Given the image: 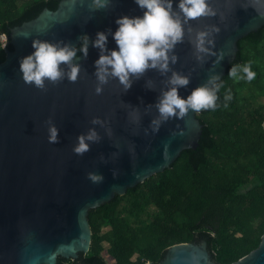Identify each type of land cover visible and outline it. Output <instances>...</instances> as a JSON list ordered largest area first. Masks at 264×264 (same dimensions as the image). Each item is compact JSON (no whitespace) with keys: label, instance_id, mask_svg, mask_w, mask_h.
I'll return each instance as SVG.
<instances>
[{"label":"water","instance_id":"1","mask_svg":"<svg viewBox=\"0 0 264 264\" xmlns=\"http://www.w3.org/2000/svg\"><path fill=\"white\" fill-rule=\"evenodd\" d=\"M253 0H210L216 15L184 22L175 62L167 71L149 67L131 77L125 87L109 74L101 82L95 61L101 49L94 45L97 32L108 34L107 49L117 48L112 32L123 14L142 15L136 0H110L95 7L92 0H61L56 10L48 7L35 18L15 26L0 62V264H58L59 257L77 259L88 254L92 243L91 209L172 166L186 149L199 146L204 125L198 114L163 119L158 102L173 72L189 77L178 86L181 96L205 83L214 74L220 81L239 52V41L264 26V8L258 12ZM173 9L179 11L178 0ZM181 15H183L181 13ZM218 26L215 31L213 26ZM209 29L213 52L201 53L197 32ZM87 34V54L72 58L79 64L78 77H68L69 64L61 62L64 75L56 81L45 78V86L27 83L20 58L34 51L39 38L78 48ZM7 40L9 37L5 35ZM220 81H217L220 82ZM101 91H97V86ZM160 119L159 127L153 125ZM58 128V139L49 140V126ZM95 129L98 138L88 141L83 154L73 151L80 134ZM102 173L93 181L89 173ZM144 264H222L213 259L208 241L180 242L167 250L165 258ZM231 264H264V235L260 245Z\"/></svg>","mask_w":264,"mask_h":264},{"label":"trees","instance_id":"2","mask_svg":"<svg viewBox=\"0 0 264 264\" xmlns=\"http://www.w3.org/2000/svg\"><path fill=\"white\" fill-rule=\"evenodd\" d=\"M60 1L31 0L20 7L18 0H0V62L6 59L7 49L14 50L12 28L37 17L46 7L56 10ZM2 35L9 37L6 47L2 46ZM246 40L254 44L263 41L264 26L239 41L237 58L222 79L218 106L198 114L204 125L199 146L184 150L171 167L129 188L125 195H116L91 209L89 253L78 259L59 257L58 264L159 263L173 244L203 239L208 241L216 262L231 264L260 245L264 235V135L249 134L241 119L227 122L220 117L226 108L238 110L228 72L233 64L249 61L243 48ZM228 89L232 98L226 101ZM252 117L261 125L264 114L258 108ZM239 158H252L251 166L244 170L243 164L224 165V159L237 162ZM250 175L259 182L245 190ZM128 195L133 197L132 213H139L144 204L160 209L162 215L152 221L149 231L130 225L121 216L120 206ZM104 250L113 258L112 263L103 256Z\"/></svg>","mask_w":264,"mask_h":264},{"label":"clouds","instance_id":"3","mask_svg":"<svg viewBox=\"0 0 264 264\" xmlns=\"http://www.w3.org/2000/svg\"><path fill=\"white\" fill-rule=\"evenodd\" d=\"M75 4L76 0H72ZM110 0H92L95 7H105ZM174 0H136V3L144 9L142 15L130 16L123 14L116 18L118 27L112 32L118 45L117 48L107 49L106 41L108 34L99 30L94 40V45L101 49V54L95 61L97 65L96 73L101 82H106L109 74L117 76L124 86L130 87L133 75L142 74L149 67H158L161 71H167L170 67L169 61L175 62L177 59L170 50L176 43L183 39L184 22L201 16L216 15L215 8L210 0H178L179 11L173 9ZM252 7L258 12L264 8V0H253ZM181 13L183 15H181ZM264 15V12H261ZM215 31H219L218 26H213ZM82 43L79 48L71 44H61L39 38L33 39L34 51L20 58V70L27 83H35L43 88L45 78L56 81L65 73L61 68V62L69 64L67 75L75 80L78 77L80 65L72 63V58L78 51L87 54L89 36L81 37ZM214 44V39L210 35L209 29H201L197 32L196 46L199 52L209 53L213 49L208 45ZM6 42L2 45L6 47ZM252 62L243 64H233L228 75L236 79H246L251 81L256 77V72L252 68ZM219 74H214L209 78V83H205L194 88L187 97H183L178 92V86L186 85L189 82L187 75L174 71L169 79L171 87L164 91L158 102V109L163 119L170 116H184L189 109L200 111L201 109H214L217 105L218 92L223 87L224 82L220 81ZM97 86V91H101ZM232 98L231 89L225 92V100ZM160 119H154L153 125L159 127ZM58 128L55 124L49 126V140L55 142L58 139ZM98 138L95 129H91L87 134L78 136V143L74 145L73 151L83 154L90 147L88 141ZM89 178L93 181H101L102 173L90 172Z\"/></svg>","mask_w":264,"mask_h":264},{"label":"rangeland","instance_id":"4","mask_svg":"<svg viewBox=\"0 0 264 264\" xmlns=\"http://www.w3.org/2000/svg\"><path fill=\"white\" fill-rule=\"evenodd\" d=\"M30 1L31 0H18V3L21 7ZM1 38L4 42L7 40L5 35H2ZM243 48L246 57L252 62L251 66L256 72V77L251 81L232 77V87L238 99V110L226 108L220 117L227 122L235 119H241L243 120L249 134L253 133L257 136L262 133L264 135V119L260 125L252 117L253 112L258 108L264 114V40L258 44H254L246 40L243 42ZM210 117L215 118L214 115H210ZM256 118L259 119L260 116H256ZM252 160V158H239L238 161L235 162L225 161L224 159V165L235 167L239 166V164H243L242 168L245 170L247 166H251ZM258 182L259 179L256 176L250 175L249 181L245 185L244 189L247 190ZM132 201L133 197L130 195L126 196V198L122 201L120 206L121 216L127 218L130 225L137 227L140 230L149 231L152 221L162 215L160 209L156 207L155 204H144L140 207V212L135 214L131 212L133 205ZM100 225L104 228H108L104 222H101ZM105 246L107 248L109 245L106 243ZM103 256L108 262L112 263L114 261L113 258L108 255L106 250L103 251Z\"/></svg>","mask_w":264,"mask_h":264},{"label":"flooded vegetation","instance_id":"5","mask_svg":"<svg viewBox=\"0 0 264 264\" xmlns=\"http://www.w3.org/2000/svg\"><path fill=\"white\" fill-rule=\"evenodd\" d=\"M83 254V253H82ZM85 255V254H84ZM87 255V254H86ZM78 259V258H77ZM85 264H87V263H85Z\"/></svg>","mask_w":264,"mask_h":264}]
</instances>
